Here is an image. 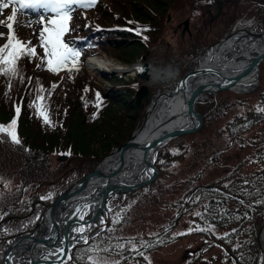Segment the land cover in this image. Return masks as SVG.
I'll use <instances>...</instances> for the list:
<instances>
[{
    "label": "trees",
    "instance_id": "obj_1",
    "mask_svg": "<svg viewBox=\"0 0 264 264\" xmlns=\"http://www.w3.org/2000/svg\"><path fill=\"white\" fill-rule=\"evenodd\" d=\"M179 1L185 2L184 8H191L198 1L205 3L211 0H112V6L111 3L105 4L110 8V13L106 9H98L100 19L97 18L96 21L99 24L86 27L85 33L82 31L75 41L85 53H98L99 50L105 53L122 52L124 57L119 55L122 62L131 63L145 55L150 61L153 56L147 53L164 30L165 14L174 9ZM126 5L130 10H123ZM242 14L243 12L237 18ZM228 30L225 29L223 36ZM165 46L169 49H166L167 60L164 63H170L176 54L170 44L166 43ZM199 48H205L204 43H195L188 51ZM42 55V52L37 53L38 57ZM40 63L39 58H34L32 63L27 58L19 61L18 69L23 75V84L19 76L9 81L0 74V243L11 244L21 236H30L49 203L56 201L63 192L92 173L105 156L122 146L133 135L136 124L143 119L139 111L141 109L136 106V94L147 82L139 76L126 82L123 76L113 79L106 75L103 78L113 79L114 84L112 90L107 92L85 69L82 59L79 71L64 79V76L49 70H38L37 65ZM53 84H56L55 88L52 87ZM261 84H264V66L261 69ZM40 87L45 89L42 93L45 96L43 103L46 105L50 123H44L36 107H29V104L36 101ZM227 93L241 96L230 91ZM257 98L262 107L259 111L253 107L228 122L225 132L234 142L243 141L248 133L264 122V89ZM219 99L204 114L203 128L195 134L186 135L192 140L190 144L184 138H178L159 150L155 165L160 176L149 185L147 191H153L156 186H160L167 169L185 159L189 145L196 144V137L206 133L223 118V106L229 108V100L223 97V93L219 94ZM16 106L21 107L19 115L14 111ZM14 118L17 120L15 131L21 141L20 145L11 141L8 131V125ZM257 148L255 155H258L260 163H264V146L257 144ZM57 155L62 162L55 169L53 158ZM64 159L66 162H63ZM67 164L72 168L71 178L61 179L63 175L60 174V167ZM243 169L244 164L241 163L230 174L188 190L185 200L178 205L180 217L200 212L203 219L196 216L198 227L209 229L200 234L210 244L190 264L197 263L202 256L215 248H221V254L211 256L204 264H260L263 253L258 244V233L264 221V168L249 174H243ZM46 183H55L53 187L56 188L49 203L41 199L43 193L35 188ZM30 190L33 192L24 199V193ZM221 193L228 194V198ZM196 197H200L198 202ZM234 197H238L243 203H239ZM217 201L220 203L217 204ZM19 204H23V210L22 206L19 208L21 210H16ZM206 204L209 206L207 209L204 207ZM111 211L108 225L111 231L103 232L100 239H92L89 245L99 243L104 247L109 241L113 244L124 242L122 238L114 237V216ZM176 227L177 224H171L167 231L131 239L135 244L141 245L142 240L147 243L148 247L140 249L142 256L128 251L127 244L122 253L113 249L110 253L98 254L121 257L125 263L140 259L139 262L143 264L146 255L181 238L173 235ZM215 230L226 233L217 235ZM157 238L159 244L156 242ZM6 251L7 248L0 247V264L4 261ZM82 255L83 251L78 252L75 249L71 260L66 261V264H82L77 259V256Z\"/></svg>",
    "mask_w": 264,
    "mask_h": 264
},
{
    "label": "rangeland",
    "instance_id": "obj_2",
    "mask_svg": "<svg viewBox=\"0 0 264 264\" xmlns=\"http://www.w3.org/2000/svg\"><path fill=\"white\" fill-rule=\"evenodd\" d=\"M223 1L224 10L218 19H213L216 15V4L213 0L205 3L198 1L191 8L189 6L184 8L185 2L179 1L174 9L168 10L165 14L166 20L162 32L163 35L161 34L162 36L160 35L158 37L157 42L152 45L147 53V55L151 54V56H153L150 61L147 60L145 55L143 58H136L131 63L122 62V58L120 57H124L122 52L105 53L101 50H99L98 53L92 52L90 54L82 51V57H80V60H83L84 67L90 73L92 78H94L97 83L101 84L104 91L107 92L113 88L114 77H121L123 76V73L116 71L102 72L100 70H94L93 67H87V64L85 63L87 57L95 56L98 60L103 58L117 66H128L129 68H132L139 63H148L150 66L162 70H166L167 68L173 69L175 72L174 78L167 79L166 81L153 82L151 79L145 80L139 77L141 80L147 82V84L145 83L143 86H148L149 88V96L140 106H137L136 104L137 108L141 109L139 111H141L140 113L144 119L152 98L155 97L159 91H164L173 87L175 83L181 80V78L190 70L198 68L205 53L209 50V47L211 46L210 44L215 45L219 43L223 37L225 38L226 36H229L233 30L245 27L246 24H248L247 18L249 17H246L247 15L256 16V20L252 22L253 26L247 31L257 34L264 33V2L262 0H235V3H233L232 0ZM106 3L107 5H110L111 3L110 6H112V0H97L95 6H92L87 10L80 8L73 12L71 14L70 28L75 31H69L64 37L65 41H75L82 31L85 33V29H87L85 26L86 24L91 27L99 24L98 21H96L97 18L100 19L98 9H106L108 13L111 11L110 8L105 6ZM123 10L128 11L130 8L127 6ZM209 11H212L210 15L208 13ZM118 12L121 13L122 11L118 10ZM241 12H243L242 16L237 18ZM10 14V9L4 10L3 13H0V20L6 21L7 16ZM169 16L170 22H168ZM29 19H32V17L22 15L18 12L17 20L11 22L14 25V33L22 42L27 43L31 41L32 45L37 46V53H43V49L38 46V35L41 26L37 23H33L27 27L22 26ZM186 20H189L188 27L191 34H189L188 31L184 33L183 24ZM225 29L229 30L223 36ZM0 33L5 35L4 38L0 40V46H2L6 43V37L9 35V32L6 28H0ZM166 43L170 44L172 51L176 54V57L172 59L170 63H164V61L167 60L166 49H169L165 46ZM195 43H204L205 48H199L196 51H188V49H191ZM164 51H166V53ZM229 57L230 56L228 55V58ZM75 72L76 71L69 72L67 69H63L58 72V75L64 76L62 77L64 79L70 77L71 74H74ZM104 74H110L113 79L107 80L103 78ZM123 77L126 82L134 78L132 74ZM261 86L263 87L261 88ZM263 89L264 84H261L260 77L259 87L251 93H237L241 95L240 97H237L228 94L227 92L230 90L220 92L223 93V97L229 100L230 105L229 108H227L226 105L223 106V118L214 126H211L206 133L200 134L196 137V144L189 145L185 159L182 162L173 164L167 169L165 175L161 179L160 186H156L153 191H147V188L149 187L147 186L134 192L124 193L120 196L109 198L107 202L108 206L106 205L108 219L110 210H112L111 212H113L114 217L118 215L121 217L119 223L112 227L113 231L115 230L114 237L122 238L125 243L133 238L152 236L162 231H167L171 224H177L173 235L181 238L154 253L146 255L145 257L147 259H145L143 264H149V262L150 264H190L194 259L199 257L200 253L204 252L206 247L210 244V241H207L206 238L200 234L202 231H190V229H196L198 227L195 214L192 213L184 217L179 216L180 206L178 205L185 200L188 190L230 174L241 163L244 164L243 174H249L253 171L264 168V163H260L257 159L258 155H255V152L258 149L257 144L264 146V122L248 133L243 141L239 140L234 142L231 136L225 132L228 122L236 116L247 112L253 107H256L257 109L262 108L257 95ZM220 93L216 95H205L200 99L197 108L198 111L202 113L203 119L204 114L212 109L217 103V98L219 99ZM140 124L141 123L136 124L134 133L139 129L141 126ZM180 138H184L187 141V144H190L192 141L188 136ZM173 149L180 151L177 147H173ZM60 162L62 161H60L59 156H55L53 158V168L58 169ZM63 162H66V159H64ZM71 172L72 168L69 164L65 166L62 165L60 167V174L63 176L60 178H71ZM262 178L264 180V177ZM54 184L55 183H46L43 184L42 187H35L39 188V190H37L39 193H43V199L41 197L43 201L49 203L54 197L56 190V188L53 187ZM32 192L33 190L25 192L23 198L27 199ZM1 196L2 193L0 192V198ZM112 202H114L112 204V206L114 205L113 207L111 206ZM50 204L52 203H49V205ZM20 206H22V210L24 209L23 204H19L16 210H21L19 209ZM1 214L0 211V215ZM199 228L205 229L204 231L209 230L208 228L201 226ZM215 231L217 235L226 233V231L221 230ZM181 233L184 234L181 235ZM9 245L8 242L0 243V247L5 249L7 247L4 246ZM136 245L141 249L140 244ZM83 247L85 246L77 247L75 249ZM73 251H71V254ZM221 252V248H215L212 252H208L206 255L202 256V259L195 264H204L209 261L211 256H219ZM98 255L105 257L109 261H121V264H142L139 262L140 259L139 261L136 260L130 263H125L121 257ZM94 258L95 256L91 259Z\"/></svg>",
    "mask_w": 264,
    "mask_h": 264
},
{
    "label": "bare ground",
    "instance_id": "obj_3",
    "mask_svg": "<svg viewBox=\"0 0 264 264\" xmlns=\"http://www.w3.org/2000/svg\"><path fill=\"white\" fill-rule=\"evenodd\" d=\"M246 30L240 28L233 30L224 40L207 50L201 64L198 68H195L205 70L206 74L190 77L185 87L179 84V80L173 87L165 92L159 91L152 98L145 123L141 125V129V126L139 127L140 131L136 133L135 141L139 144V147L129 150L124 155L120 151H114L105 159L102 165L105 173L104 177L94 179L89 187L76 193L70 202L63 205L59 215L55 217V221H58V225L61 226L59 234H57L56 222L52 218H48L41 226L36 235L37 241L35 244V254L39 264H55L61 258V249L67 250L69 244L74 243V249L78 245H83L82 241L76 243L75 234L72 231L85 223H81V220L77 218V209H82L84 205H91L89 215L85 218L86 223L91 225V228L86 229L84 233L91 237L103 228L100 222L104 218L102 202L105 190L115 186L119 188L135 187L151 178L153 172L144 161L146 155L145 145L167 138L174 131L186 125L188 121L191 126L193 125L192 121L189 120L187 107L184 103L185 100H190L196 87L201 84L205 85L199 100L205 95H216L219 86L231 85L241 91L253 88L258 78L261 77H257L254 70L249 77L243 80L238 81L234 78L237 74L251 69L254 59L264 51V33H254L252 36ZM3 38H0V40ZM88 64L102 72H115L123 68L103 58L100 60L91 58ZM143 66V64H139L132 67L133 70L129 72H139ZM148 73L153 82L166 81L167 79H173L175 76V72L171 68L162 70L154 66H149ZM216 73L221 74L222 77L217 76ZM154 156V153H150L149 160ZM122 160H124V164L123 167H120ZM122 194H124L123 190H118L110 194L108 199ZM108 199L105 201L106 203ZM68 222L70 224L68 237L66 238L65 231ZM261 239H264V230ZM10 256L11 264H29L31 259L30 241L28 239L19 241L13 246ZM7 264H9V261Z\"/></svg>",
    "mask_w": 264,
    "mask_h": 264
},
{
    "label": "snow or ice",
    "instance_id": "obj_4",
    "mask_svg": "<svg viewBox=\"0 0 264 264\" xmlns=\"http://www.w3.org/2000/svg\"><path fill=\"white\" fill-rule=\"evenodd\" d=\"M96 2L97 0H0V13H3L4 10L8 9L11 11V14L6 18V21L0 20V28H6L9 32V35L6 37V43L0 46V74L7 77L9 81L19 76L21 83L23 84V75L18 69V63L23 58H27L30 63L33 62L34 58H39L41 63L37 65L38 70H49L57 74L63 69H67L69 72L79 71L78 65L82 55V49L79 48L77 41H65L64 37L69 31H75L70 28L71 14L80 8L87 10L94 6ZM73 5H75V7H73ZM18 12L22 15L32 17V19L26 21L22 26L27 27L33 23H37L41 26L38 35V46L43 49L42 56H37V46L32 45L31 41L27 43L22 42L14 33V25L11 22L17 20ZM85 26L90 27L88 24ZM3 36L4 34L0 33V38H3ZM31 79L32 78H29V80ZM52 87L55 88L56 84H53ZM44 91L45 89L40 87L39 94L36 96V101H39L40 103L37 104L36 101H33L29 104V107H36L38 109V114L43 117L44 123H50L46 111V105L43 103L45 96L42 95V93ZM14 111L19 115L21 107L16 106ZM16 127L17 120L14 118L8 125V131L11 141L16 145H20L21 141L17 137V132L15 131ZM245 183H247V181H245ZM5 187H7V185H5ZM225 187H228V185H225ZM211 191L219 192V190ZM221 195L228 198V194L221 193ZM234 198H236L239 203H243L238 197ZM199 199L200 197L195 198L197 202ZM219 203L220 202L217 201V204ZM204 207L207 209L209 206L206 204ZM90 208L91 205H84L82 209L76 210L77 218L85 223H82L81 226L72 230L75 234L76 243L82 241L83 245L87 246L83 249H77L78 252L83 251L84 253L82 256H77V259L81 260L82 264H121V261H109L105 257L99 256L98 253H110L113 249L118 253H122L126 244L128 246V251L134 252L137 255H143V252L137 247L133 240H129L126 243L118 242L115 244L109 241L104 247H101L99 243L89 245L90 239H100L103 231H111L106 223L107 218L104 217L100 222L104 227L100 231H97L91 237L84 234L86 229L91 228V225L87 224L85 221L86 216L89 215ZM195 215L201 216V213L197 212ZM0 219H2V217H0ZM120 219L121 217L119 215L114 217L112 219V224L115 225L119 223ZM201 219H203L202 216ZM191 230L204 231L205 229L197 227L196 229H190V231ZM183 234L184 233H181V235ZM224 238H226V236ZM156 242L157 244L160 243L159 238H157ZM73 247H75L74 243L69 244L67 250L62 248L61 258L57 260L56 264H66V261H70L71 248ZM141 247L146 248L148 245L142 240ZM93 256H95V258L90 259V257ZM145 259L147 258L145 257ZM8 260L9 264H11V256L8 257ZM260 264H264V257L261 258Z\"/></svg>",
    "mask_w": 264,
    "mask_h": 264
},
{
    "label": "water",
    "instance_id": "obj_5",
    "mask_svg": "<svg viewBox=\"0 0 264 264\" xmlns=\"http://www.w3.org/2000/svg\"><path fill=\"white\" fill-rule=\"evenodd\" d=\"M213 2L216 4V15L213 17V19H218L223 13L224 1L223 0H213ZM209 13H212V11H209ZM168 22H170V16L168 18ZM183 25H184V33L186 31H188L189 34H191V32L189 31V27H188L189 26V20H186ZM180 27H182V26H180ZM250 34L253 36V33H250ZM263 65H264V51L256 59H254L253 63L251 64V69L237 74L234 78L237 79L238 81L243 80V79L249 77L254 71L257 73L256 76L260 77L261 76V69H262ZM149 66H150V64H148V63L144 64L143 68L139 72L140 78L145 79V80H150V76L148 73ZM129 70L130 69H126L125 72H128ZM202 74H206L205 70L195 69L193 71H189L184 75V77L181 78L179 84H182V86L185 87L186 82L190 77L201 76ZM216 75L222 77L221 74L216 73ZM223 79H227V78H223ZM259 85H260V78H258L257 83L253 86V88L251 90H246V91H241V90L235 89V86H231V85L219 86V88L217 90V94L222 92V91H228V90L236 92V93L247 94V93H251V92L255 91L259 87ZM204 86L205 85L201 84L200 86L196 87L194 89V91L192 92L190 100H185V103H184L187 107L186 109H187V115L189 116V120L192 121L193 125L191 126V124L188 121V123L186 125L182 126L180 129L174 131L167 138H165L163 140L153 141V142H150V143L145 145L146 155H145L144 161H145V164L153 172L151 178L149 180L145 181L144 183L136 185L135 187L119 188V187L115 186V187H110L104 191L103 202H102V211L104 213V217L107 218V221H106L107 225L109 223V219L107 216L106 202L105 201L108 199L109 195L112 194L113 192L118 191V190H123L124 193L134 192V191H137L139 189L145 188V187L149 186L150 184H152L153 182H155L160 175V172L155 165V158H156L159 150L166 147L171 142H173L174 140H176L180 137L190 135V134H195L202 129V127L204 125V119H203L202 113L198 111L197 107H198L199 97L204 91ZM165 91L166 90H164L163 92H165ZM148 96H149L148 86H142L136 95L137 106H140L142 104V102ZM148 112L149 111L147 110V113ZM147 113H146L145 118L142 120L141 125H143L145 123V120L147 118ZM141 128H142V126L140 127V129ZM140 129L137 130L134 133V135L125 144H123L120 147L115 148V150H113L111 153H113L114 151H120L124 155L129 150H132L135 147H139V144L135 141L136 140L135 137H136V133L138 131H140ZM150 153H154L155 156L149 160V154ZM109 155H107L106 157L103 158V160L99 163V165L96 167V169L92 173H90L84 179H82L79 182H77L76 184H74L66 192L62 193L55 202H53L52 204H50L46 208L41 219L39 220L38 224L35 226L32 234L30 236L19 237L15 242H13L8 247V250L6 252L3 264H7V262L9 261L8 257L11 255V250L13 249V246H15V244L19 243V241H22L25 239H28L31 243V259H30L29 264H39V261L36 257V254H35V244L37 241L36 235L39 232L41 226L44 224V222L48 218H52L55 221V217H57L59 215L61 209L63 208V205L70 202L72 197L76 193H79V192L85 190L87 187H89V185L92 183V181L94 179L104 177L105 173H104V169H103L102 165H103V162L105 161V159ZM123 164H124V160L121 161L120 167H123ZM118 170H119V168L117 169V172H118ZM55 222L57 225V228H56V230L58 232L57 234H59V232L61 230V226H60V224L58 225V221H55ZM69 224H70V222H68L66 225V231H65L66 238L68 237ZM263 230H264V221L262 222V224L260 226L259 233H258V244L262 250L263 257H264V239H261V234H262ZM81 246H83V245H78L77 247H81ZM68 247H67V249H68ZM73 249L71 248V251ZM55 264H56V262H55Z\"/></svg>",
    "mask_w": 264,
    "mask_h": 264
},
{
    "label": "flooded vegetation",
    "instance_id": "obj_6",
    "mask_svg": "<svg viewBox=\"0 0 264 264\" xmlns=\"http://www.w3.org/2000/svg\"><path fill=\"white\" fill-rule=\"evenodd\" d=\"M209 13V12H208ZM211 13H209V15H210Z\"/></svg>",
    "mask_w": 264,
    "mask_h": 264
}]
</instances>
